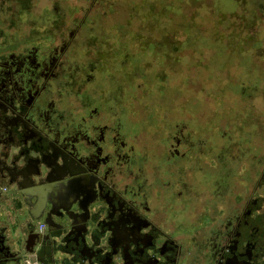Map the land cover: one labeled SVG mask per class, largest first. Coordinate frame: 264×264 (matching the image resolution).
Masks as SVG:
<instances>
[{
  "label": "flooded vegetation",
  "instance_id": "obj_1",
  "mask_svg": "<svg viewBox=\"0 0 264 264\" xmlns=\"http://www.w3.org/2000/svg\"><path fill=\"white\" fill-rule=\"evenodd\" d=\"M44 1L53 9L68 7L62 0H0V13L6 11V47L0 52V161L6 167L0 181L6 227L0 230L6 251L0 264H264V172L254 181L264 168V141L214 134L215 85L206 83L205 72L192 84L175 52L157 55L160 46L153 41L133 44L150 25L143 31L136 23L126 33L134 35L127 36L132 39L125 60L109 57L82 74L59 61L70 41L60 38L72 36L67 16L52 20L43 37H54L61 48L27 38L11 50V38L21 29L41 33ZM154 48V76L156 61L168 63L156 81L161 89L145 66L136 75L149 62L140 51L148 55ZM194 86L196 93L188 91ZM170 89L177 105L171 113L181 115L179 132L166 127L170 108L158 103ZM142 118L148 127L139 126ZM70 160L87 173L70 176ZM243 165L250 172L249 192L239 200L244 180L236 189L230 181ZM59 171L65 173L61 184L51 182ZM200 217L210 224L192 235L180 232ZM116 228V235H129L133 243L112 246Z\"/></svg>",
  "mask_w": 264,
  "mask_h": 264
},
{
  "label": "crops",
  "instance_id": "obj_2",
  "mask_svg": "<svg viewBox=\"0 0 264 264\" xmlns=\"http://www.w3.org/2000/svg\"><path fill=\"white\" fill-rule=\"evenodd\" d=\"M45 3L47 1H44V5ZM62 3H67L68 7L66 9L54 7L55 9H53V7L46 4L39 19L42 21L43 26L41 33L39 31H25L21 29L16 38H11V50L14 49V46L18 42L25 41L27 43V38L29 40L39 38V40L51 42L49 38L43 39L45 30L50 28L49 24L52 20L58 19L62 21L67 16L73 24V26L69 27L72 31V36L70 38H60L70 41L68 47H65L64 52L61 55L59 53L61 57L57 56L59 61L68 63L70 68L79 67L81 69L79 73L81 71L86 73L89 68L95 65L96 68L94 70H97L100 64H104L105 60L109 57L118 56L121 62L126 59L127 56L123 52L121 53V50L124 45L130 44L129 40L132 37L127 38L123 42V35H134L133 33H131L132 35L126 33L132 32L130 28L136 25L133 15L139 16L140 12L133 1L130 5H127L126 10H124L123 0H62ZM2 9L5 10L3 7ZM205 9L207 8L201 9L204 10V15ZM210 9L211 24L209 25L212 28V36L214 33L216 36L213 39L211 37L212 40L208 43H202L195 36L197 48H194V50L201 60L198 61L192 52L186 50V52L181 53L183 55H180L178 59L179 63L183 65L189 60L197 65L209 63L211 65L210 72L216 75L218 85L227 88L226 92L228 93L226 95H234L236 97L235 104H231L230 102L229 105L222 106L216 103L217 107H213L214 116L211 114L210 126L214 134L225 132L227 136L232 137L234 140L249 139L252 141L262 139L264 141V0H211ZM145 10L148 11L147 9ZM186 12H189L188 16H190L191 9L188 8ZM147 19H149V13L146 16ZM5 21L6 11L0 13L1 54L5 53L4 47H6ZM198 22L199 20L195 22L196 30L202 26ZM13 31L17 32L18 29L15 28ZM226 38H228L227 44L225 43ZM71 40H74V42H71ZM184 42L185 49L186 47L187 49L191 48L187 37L185 40H180V44ZM51 44L53 45L52 48H61V44L56 42L54 37H52ZM198 44L205 46V49H202ZM210 52L211 56L208 59L206 55ZM152 53L153 51L147 55L145 52V55L149 56V62L145 61L137 69V76L140 75L139 69L144 66L145 74L148 73L154 76L155 62L150 60L154 57ZM186 54L188 59L186 58ZM183 68L186 69L185 67ZM224 73L228 81L221 84L219 76ZM213 78H215L214 75L211 76V79ZM221 95L222 93H218L217 99ZM237 95H243L244 99L246 96L248 103L241 102L240 105H236L238 101ZM250 96H257L258 102L254 99L251 100ZM227 98L231 101V97ZM162 102V99L158 101L159 104ZM250 105L251 107H258L257 112L250 111L248 108ZM171 111L173 110L168 109L166 111L167 114L165 113L170 118L166 123V127L179 132L178 124L180 123V119L178 117L180 114H173ZM139 121V126L148 127L149 122L147 118L139 119ZM252 122H255V125ZM161 124L153 123L151 127H161ZM175 135H179V133ZM217 141L219 144H222V140L218 137ZM239 170H241L240 174L245 181L250 175L249 168L243 165L240 166ZM262 172H264V168L257 171L254 178L255 183L262 177ZM241 185L242 187L238 189V192L242 194L239 197L243 196L241 200H245L247 198L246 193L249 192L248 184L242 182ZM253 195L256 196V194ZM2 200H6L5 193L2 196ZM191 223L190 227L186 224L185 229L180 231L183 232V235H192L194 232L200 231L205 225L210 224V221L206 220V218H201L199 221ZM0 227H6V218L0 217Z\"/></svg>",
  "mask_w": 264,
  "mask_h": 264
},
{
  "label": "rangeland",
  "instance_id": "obj_3",
  "mask_svg": "<svg viewBox=\"0 0 264 264\" xmlns=\"http://www.w3.org/2000/svg\"><path fill=\"white\" fill-rule=\"evenodd\" d=\"M132 1L134 2V5H136L137 10L138 9L140 10L139 16L133 15V18L135 20V24L138 23V25H139L138 29L142 30V26H143L144 27L143 31H147L146 27L148 25H150L149 32H147L146 34H144V32H142V34H141V32H140L138 34L139 38L133 39V41H132L133 44H137L139 46V44H138L139 42L141 43L142 41H145L146 43H152V41H153L154 45L160 46L159 47L160 51H158V53L155 52V54H154L155 48L153 49V53H152V55L154 56V58H152L153 60L156 57V53H157V55H161V54L165 55L166 54V55L170 56V53H172V52H175L177 54V58L179 59L180 55L181 56L183 55L181 53H184V51L186 52V50L188 52H192L193 55L198 59V61L201 60V58L198 57V55L196 54V52L194 50V48H197L196 42H195L196 41L195 37H193V35H192V37L189 36V32L190 33H193V32L191 30L192 27H191V23H190V17H188L189 12H186V10L188 9V6L186 5V0H123V6H125L124 10L127 9V7H128L127 5H130ZM164 1H165V4L163 5ZM200 1H202V0H200ZM204 1L206 4L204 7L207 8V9H205L206 10L205 15L208 16L209 14H211V9H210L211 0H204ZM144 8L147 9L148 11H146ZM203 11L204 10H202V12L200 13L201 18H202ZM147 13H149V19L146 20ZM200 17H194V22L198 21V19ZM199 20L201 21V19H199ZM152 21H153V23H151ZM199 23L202 26L199 25L200 27L197 30H196V27L193 26L194 33H196L198 40L202 41V43H208L210 40H212L216 36V34L214 33L212 36V28L210 27V25H208V26L205 25L206 24L205 21H204V25L201 22H199ZM209 24H211V23H209ZM152 26H154V27L152 28ZM185 30H186V32H184ZM141 36H143V38H141ZM123 37H124V41H125L127 39V36L123 35ZM186 37H187V41H190V47L191 48H188V49H187V47H186V49L184 47V44L186 41L183 43V45H181L179 42L180 40H183V39L185 40ZM211 37H212V39H211ZM207 38L209 41H207ZM177 41H178V49H177V45L174 46L175 48L172 47L173 42H177ZM225 43L226 44L228 43V38L225 39ZM167 45H169V47H170V50H171L170 52L167 51L169 49V47ZM187 46H189V45H187ZM199 46L202 47V49H205V46H203V45H199ZM207 46H209V44H207ZM127 48H131V45L129 43L126 44V46L124 45V47L121 50V53L122 52H123V54H125V52L128 53L126 51ZM139 51L140 50H138V51L135 50V55L138 54ZM145 52L140 51L139 54L145 55ZM187 54H186V58L188 59ZM128 55H129V53H128ZM210 56H211V52L208 53V55H206V57L208 59ZM174 62L175 61H173V64H174ZM186 63L183 65L179 63V68L183 69V71H186L187 73H190L187 76L189 80H192L193 77H195L196 78L195 81H198L200 83V81L203 79V76H204L203 73L205 72L206 78L208 79V80H206V83L208 84L211 82V85H215V88H214L215 93H213V96L216 97L218 95V93H222L223 97L220 98V102L218 100H216V103H218V104L220 103V105H222V106L229 105L230 100L227 97H229V98L231 97V100L235 101L236 97L234 95H226V93H228V92H226L227 91L226 87L218 85V80L216 78V75L213 72H210L211 65L209 63L197 65V64L192 63L190 60ZM157 64H158V67H166L168 69V63L164 62L162 59H160L159 62L156 61V70L158 68ZM203 65H206V67H204ZM183 67H185L186 69H184ZM176 70H178V64H175V67L173 69V71H176ZM173 71H172V73H173ZM165 72H166L165 68H159L158 69V72H156L155 76H154L155 84H157L156 81H160L159 78L163 74H165ZM139 73L142 74V71L140 69H139ZM212 75H214L215 78L211 79ZM193 81L194 80L191 81L192 84H193ZM227 81L228 80L226 78V74L225 73L220 74L219 82L221 84H223V83H227ZM123 86L126 88V90L129 91V93L134 94V89L131 88L129 84L123 83ZM162 86H163V84H161V82H160V84H157V87H159L160 89L162 88ZM196 90H197V86H194V87H191L188 91L196 93L197 92ZM202 91H203V93H205L204 90H202ZM191 94L192 93H189L188 96L192 97L194 95L193 94L191 96ZM172 95H173L172 89L168 90L164 94V101L161 103L162 107L174 109L175 106H177L174 102V99H171ZM208 96L209 97L204 96V97H206V100H207V101H205V102H207L206 104L210 103V101H208V99H210V94H208ZM201 98H202V96H201ZM139 102H141V101L139 100ZM178 102L182 103L181 97L178 100ZM165 104H168V106L165 107ZM148 105H150V104H148ZM144 107L147 109L148 106L146 107V105H144ZM160 111H162V109ZM214 167H216V165ZM241 170L237 169V171L235 173L236 174L235 177L232 178L230 181L231 183L234 184L233 187L235 189L240 184L239 181L242 180V176L240 174ZM242 182L247 183L246 180L241 181V183ZM241 197H243V196H241ZM241 197H238V199L241 200ZM256 197L257 196H255V195H251L250 199H254Z\"/></svg>",
  "mask_w": 264,
  "mask_h": 264
},
{
  "label": "water",
  "instance_id": "obj_4",
  "mask_svg": "<svg viewBox=\"0 0 264 264\" xmlns=\"http://www.w3.org/2000/svg\"><path fill=\"white\" fill-rule=\"evenodd\" d=\"M69 165H70L71 168H67V167H65V168H67L69 170L68 173H69L70 176H76L77 177L80 174H86L87 173L86 169H84L80 164H78L74 160H70V164ZM62 167H64V166H62ZM5 172H6V167H4L3 164H2V162L0 161V181H3L5 179V177H6V173ZM59 174H61V175L52 178L51 179V182H58L59 184H61L62 176L65 173L63 174V171H59ZM1 184L2 183H0V187L2 186ZM92 187H93V183H90V188H92ZM42 194H40L38 196L39 201L37 203L38 208L36 206L37 211H41L42 210V207H41L42 204H41V206L39 204V202L43 201ZM35 218H37V217H35ZM111 232H112V235H111V245L112 246L118 247L120 245H127L128 243L132 242L128 238L129 235H116V233L118 232V229L117 228H116L115 231L112 230ZM130 236H132V235H130ZM30 238L31 239H30V242L29 243L33 245V237L31 236ZM5 240H6V236L4 235V230H0V254L3 251H6ZM26 251H27L28 254H31L32 253V250H28L27 249ZM24 260H25V258H24ZM13 263L14 264H19L20 261H18V262L17 261L16 262L14 261ZM5 264H6V262H5Z\"/></svg>",
  "mask_w": 264,
  "mask_h": 264
},
{
  "label": "trees",
  "instance_id": "obj_5",
  "mask_svg": "<svg viewBox=\"0 0 264 264\" xmlns=\"http://www.w3.org/2000/svg\"><path fill=\"white\" fill-rule=\"evenodd\" d=\"M200 0H186V5L188 6V8L189 9H191V14H190V16H188V17H190V23H191V27H192V32L193 33H190L189 32V36H191L192 37V35H193V37H195L196 36V33H194V29H193V26H195L196 27V25H195V22H194V17H200V13L202 12V8H204V6L206 5L205 4V1L204 0H202V1H200ZM165 4V2L163 3V5ZM199 19H201V21L199 20ZM198 20H199V22H201L203 25H204V21L206 22V24L205 25H209V23H210V15H204V14H202V18L200 17ZM198 22V23H199ZM209 22V23H208ZM207 41H209L208 40V38H207ZM180 42V41H179ZM178 43V41L176 42V44ZM178 46V45H177ZM163 68V67H162ZM242 94V93H241ZM221 97H223V95L222 96H219L218 97V101L220 102V98ZM251 97V96H250ZM237 98H238V101H237V103H236V105L237 104H239L240 105V103L241 102H246V103H248V101H247V97L245 96V99H244V97H243V95H237ZM252 99H254L256 102H258V97L257 96H252L251 97V100ZM186 100H188V99H186ZM202 103H203V101H201ZM231 102V104H235V101H230ZM220 104V103H219Z\"/></svg>",
  "mask_w": 264,
  "mask_h": 264
}]
</instances>
